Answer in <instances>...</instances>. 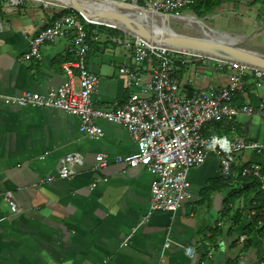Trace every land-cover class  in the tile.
Segmentation results:
<instances>
[{
    "label": "crops",
    "instance_id": "crops-1",
    "mask_svg": "<svg viewBox=\"0 0 264 264\" xmlns=\"http://www.w3.org/2000/svg\"><path fill=\"white\" fill-rule=\"evenodd\" d=\"M7 1L0 0V264H264L259 184L252 178H223L218 152L208 151L206 161L190 170V197L176 211L155 210L145 219L156 174L144 166L116 163V156L137 149L126 128L100 120L103 137L90 138L80 132L75 114L21 107L6 99L24 90L46 92L59 86L67 78L63 64L73 59L68 35L45 43L41 60L20 61L29 48L28 37L63 9L52 0H22L18 6ZM250 1L226 5L248 13ZM98 25L88 27L87 61L99 76L95 105L109 108L128 98L118 68L133 59L108 28ZM204 59L182 57L178 63L179 69L185 66L178 75L187 94L230 80L234 69ZM152 66L148 62L141 67L149 74ZM248 79L251 83L234 99L239 106H256L264 99V80ZM204 135L258 144L236 153V170L264 165V114H241L234 131L215 124ZM75 152L83 155L84 165L75 176L60 178L63 158ZM99 153L107 154L109 164L94 168ZM252 210L256 213L250 217ZM168 239L171 244L165 248ZM206 241L215 245L213 257L207 255ZM186 246L195 247L194 256L186 253Z\"/></svg>",
    "mask_w": 264,
    "mask_h": 264
},
{
    "label": "built area",
    "instance_id": "built-area-1",
    "mask_svg": "<svg viewBox=\"0 0 264 264\" xmlns=\"http://www.w3.org/2000/svg\"><path fill=\"white\" fill-rule=\"evenodd\" d=\"M22 0H8V6H18ZM147 8L151 12L180 16L190 10L194 0H125ZM45 4L48 1H44ZM62 14L28 37V50L19 60L43 58L42 46L58 38L71 36L69 51L73 59L63 64L67 76L59 86L46 92L24 90L6 99L15 105L26 107H47L75 114L79 117V130L90 138L99 139L104 129L99 123L106 120L126 128L134 139L137 149L129 154L116 156L118 164L134 168L144 166L156 174L151 183L149 211L145 219L155 210L176 211L190 197L189 172L206 161L208 151L220 155L221 174L225 179L252 178L259 182L264 197V165L253 163L234 169L236 153L244 148H258L256 143L244 139L229 138L226 135L206 137L204 130L215 124L235 130V121L241 115L264 114V99L256 106H239L234 103L236 95L248 86L249 76L264 80V70L223 57H215L220 66L234 69L225 86L211 85L187 94L178 76V63L182 55L178 50L161 46L149 39L124 31L115 36L114 42L131 51L133 63H123L118 73L125 77L128 98L114 107L101 108L95 105L93 95L98 90L99 76L88 68V54L91 50L86 20L70 7L58 3ZM115 28V27H113ZM122 30V29H121ZM201 57V56H199ZM204 58V57H203ZM210 59V58H209ZM153 63L151 70L143 71L142 65ZM227 137V139H225ZM85 163L81 153H69L63 158L58 176L69 179L79 172ZM109 164L107 154L99 153L94 168ZM51 179V177L49 178ZM107 181V178H103ZM97 185L93 181L92 187ZM12 206L15 204L12 202ZM256 213L252 210L249 214ZM241 241L245 236H241ZM171 240H167V248ZM208 257H213L215 245L205 242ZM186 253L192 257L195 247L186 246Z\"/></svg>",
    "mask_w": 264,
    "mask_h": 264
},
{
    "label": "water",
    "instance_id": "water-1",
    "mask_svg": "<svg viewBox=\"0 0 264 264\" xmlns=\"http://www.w3.org/2000/svg\"><path fill=\"white\" fill-rule=\"evenodd\" d=\"M88 1L103 3L112 8L114 7L133 8L144 12H151L145 7L126 2L125 0H88ZM60 3L70 7L74 11L81 14L83 18L86 20V22L89 24L90 23L110 24L116 26L119 29L121 28L123 29L128 28L130 30L132 29L131 31L128 32H130L133 35H139V34H143L142 36L146 35L150 41H153L157 44H164V46L178 50L180 52H183L182 49L176 47H181V48L187 47L191 49H198L197 51H200L199 49H207V51H209L214 57L227 58L242 64H246L264 70V58L261 55L257 54L256 52H253L252 50H247L245 48H242V46L238 45L239 42L238 37H231L230 41H226V40L224 41V39L201 40V38L195 39V38L176 36L173 34L164 35L159 30L153 29L152 27L142 24L135 20L124 21L119 18H112L101 15L99 14L98 11L93 10L90 6L89 7L83 6L73 0H62V2ZM162 15L170 16V14L168 13H162ZM134 30L143 31L144 33H139ZM250 37H252V35Z\"/></svg>",
    "mask_w": 264,
    "mask_h": 264
},
{
    "label": "rangeland",
    "instance_id": "rangeland-1",
    "mask_svg": "<svg viewBox=\"0 0 264 264\" xmlns=\"http://www.w3.org/2000/svg\"><path fill=\"white\" fill-rule=\"evenodd\" d=\"M56 3H60L57 2ZM250 6V5H249ZM252 9H248L247 12H241L240 7L233 9V7L229 4H224L219 7L217 10L205 14L203 16H197L193 11L187 10L180 12V16L184 15H194L197 19H199L204 26L212 31H215L218 35L219 33H225L228 37H238V45L247 47L249 49L258 51L259 53L264 54V6H250ZM252 12V13H251ZM173 18L174 16L171 15ZM92 26L99 24L98 26H102L104 28H108L109 32L113 36H120L121 31L112 28L114 26L108 24H100V23H90ZM110 26V27H109ZM169 26L172 27L175 31L186 33L192 37H198L200 32L197 26L195 25H187L180 21H172L169 23ZM122 29V28H121ZM123 30V29H122ZM252 35V37H250ZM240 37V38H239ZM185 60L194 61V58H202L195 55H189L185 53ZM204 61L211 62L207 57H204ZM200 70H204L205 67H202L200 64Z\"/></svg>",
    "mask_w": 264,
    "mask_h": 264
},
{
    "label": "bare ground",
    "instance_id": "bare-ground-1",
    "mask_svg": "<svg viewBox=\"0 0 264 264\" xmlns=\"http://www.w3.org/2000/svg\"><path fill=\"white\" fill-rule=\"evenodd\" d=\"M45 1V0H44ZM47 1V0H46ZM51 1V0H50ZM52 1H57V2H62V0H52ZM83 6L86 7H91L93 10H96L99 12V14L112 17V18H119L124 21H130V20H135L138 21L142 24H145L147 26L152 27L153 29L159 30L162 34L168 35V34H173L176 36H181V37H188V38H195V39H205V40H210V39H224V41H230L231 37H228V35L217 33L215 31H212L211 29H208L204 24L196 18L194 15H184V16H177V17H171V16H164L162 14L154 13V12H144L141 10H136L133 8H112L107 6L106 4L103 3H96V2H90L88 0H73ZM58 4V3H57ZM172 21H180L183 22L187 25H195L199 29V36L198 37H192L190 35H187L186 33H181L178 31H175L172 27L169 26V23ZM110 25V24H108ZM113 26V25H111ZM115 27V26H114ZM123 29V28H122ZM124 31H131L128 28H124ZM139 33H144L143 31H138L134 30ZM136 34V33H135ZM146 34V33H145ZM143 34H139L137 36H140L146 40H148V37L146 35L142 36ZM146 36V37H145ZM152 36V35H151ZM153 37V36H152ZM153 40V39H152ZM234 41V40H232ZM161 46H164V44H159ZM166 47V46H164ZM179 49H182L184 53H188L189 55H195V56H204L210 59H214L215 57L207 51V49H199L200 51H197L198 49H191V48H181V47H176ZM247 50H252L247 47H243ZM253 52H256L257 54L261 55L264 58V54L259 53L258 51L252 50Z\"/></svg>",
    "mask_w": 264,
    "mask_h": 264
},
{
    "label": "trees",
    "instance_id": "trees-1",
    "mask_svg": "<svg viewBox=\"0 0 264 264\" xmlns=\"http://www.w3.org/2000/svg\"><path fill=\"white\" fill-rule=\"evenodd\" d=\"M230 2L235 3V2H237V0H194L193 4L190 6V10L193 11L197 16L201 17L205 14H208V13H211V12L217 10L223 4L230 3ZM248 5H250V6H256L257 5V6L261 7V6H264V0H252L248 3ZM85 24H86L87 29H88V27H90L92 25L89 23H85ZM115 29H117V28H115ZM117 30L121 31L122 34H120V35L124 34V32L122 30H120V29H117ZM88 36H89V30H88ZM182 56H184V55H182ZM184 71H185V66L182 65V67H180V69L178 70V73H180L179 75H182L184 73ZM179 77H181V76H179ZM217 125L219 126V128L221 127L223 130L230 132L229 128L223 127L221 124H217ZM241 168H243V167H241ZM234 169H236L235 166H234ZM238 176L241 177V175H237L235 178H238ZM247 178H249V177H247ZM255 182L259 184V182H257L256 180H255ZM259 201L261 202V205L264 203L263 195H262L261 200H259ZM261 205H259L258 207L261 208L262 207ZM253 222L249 225L250 227H253V225H252Z\"/></svg>",
    "mask_w": 264,
    "mask_h": 264
},
{
    "label": "clouds",
    "instance_id": "clouds-1",
    "mask_svg": "<svg viewBox=\"0 0 264 264\" xmlns=\"http://www.w3.org/2000/svg\"><path fill=\"white\" fill-rule=\"evenodd\" d=\"M225 139H227V137Z\"/></svg>",
    "mask_w": 264,
    "mask_h": 264
}]
</instances>
